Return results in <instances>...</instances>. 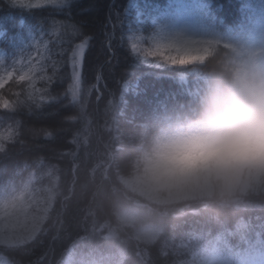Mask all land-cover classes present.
<instances>
[{"label": "trees", "instance_id": "1", "mask_svg": "<svg viewBox=\"0 0 264 264\" xmlns=\"http://www.w3.org/2000/svg\"><path fill=\"white\" fill-rule=\"evenodd\" d=\"M91 1L73 6L72 23L89 21L73 31L62 27L65 16L50 15L52 8L32 14L0 0V51L18 52L0 58V101L10 105H0V196L33 194L53 184L58 191L40 232L23 246L0 243V252L15 264H59L70 248L105 264H201L213 245L231 260L263 252L264 193L250 189L155 207L160 217L151 225L163 233L154 245L144 246L119 228L115 248L107 234L117 230L112 225L130 203L143 206L134 196L116 211L118 196L124 195L120 177L141 171L139 158L152 137L170 124L197 118L209 88L246 66L234 45L242 46L257 31L251 5L264 7V0H205L202 9L191 4L204 25L200 33L220 41L203 63L173 59L176 67L165 58L169 48L164 51L161 41L169 13L173 19L182 16L180 0H103L85 17L81 9ZM85 36L91 40L73 99L70 51ZM153 52L160 54L152 58ZM61 125L67 129L59 134ZM101 187L104 211L97 206Z\"/></svg>", "mask_w": 264, "mask_h": 264}, {"label": "clouds", "instance_id": "2", "mask_svg": "<svg viewBox=\"0 0 264 264\" xmlns=\"http://www.w3.org/2000/svg\"><path fill=\"white\" fill-rule=\"evenodd\" d=\"M139 166L149 183L208 187L219 195L264 177V67H238L212 85L199 116L158 131Z\"/></svg>", "mask_w": 264, "mask_h": 264}, {"label": "rangeland", "instance_id": "3", "mask_svg": "<svg viewBox=\"0 0 264 264\" xmlns=\"http://www.w3.org/2000/svg\"><path fill=\"white\" fill-rule=\"evenodd\" d=\"M35 2V0H33ZM99 2H103V0H92L90 5L86 7L88 10H94L97 7H99ZM168 37V36H167ZM170 37L167 41L168 46L173 47V45L178 44L180 41H186L190 40L189 37H186L184 34H182L181 31H177L174 34H170ZM165 46H167L166 43H164ZM167 46V47H168ZM206 46V45H205ZM195 51L190 52L191 57L193 55L199 54V49L194 48ZM164 51L167 50V48L163 49ZM250 50L252 51V55L250 57V63L251 66L254 67H264V45H256V43L251 44ZM178 51L174 48H169V54L165 55L166 57L177 56ZM198 59V57H196ZM176 59V58H174ZM195 59V58H194ZM175 61H187L185 59H176ZM67 129V126L61 125L59 128L56 127V130L61 134ZM29 131L33 132V135L39 136L42 135L41 130L34 129L33 127L28 128ZM87 183L82 185L80 199L83 200L85 195V189ZM125 185L131 189L132 191L140 189L141 192L146 198L149 200H155L157 199L159 202L165 203V202H171L179 199H186V198H196V197H204L210 195L209 193H212L214 189H210L208 187H197V188H189V187H181V186H169V187H161L159 185L149 183L145 181L142 177V174L130 181H126ZM249 186H252L253 189L257 190H264V177L262 176H256L248 179L246 182L241 183L237 188L231 191H237V190H244L248 189ZM167 191H166V190ZM165 192L164 194L162 192ZM145 192V193H144ZM98 202L97 206L100 210L104 211V205H105V198L104 196V190L103 187L99 188V190L96 192ZM160 195V196H159ZM89 196V194H88ZM89 198V197H88ZM159 198V199H158ZM105 201H104V200ZM32 203L29 205H26L25 209H21L20 206H15L14 204L8 202V201H0V240L2 243L6 245H21L24 244L27 240H29L34 231L35 228L38 227L40 221H43L47 213L50 211L52 205H53V194L47 195L45 198L38 197L37 200H31ZM79 205H77L75 208H73V214L71 215V219L73 222L78 223L79 219V211H80ZM146 216L143 215H136V216H127L124 218V222L128 223V225L131 227H134L137 229L136 235L137 237L145 242H153L157 239V237L160 234V231L156 228H146V229H140L139 225L144 222L146 219ZM70 258V256L68 257ZM0 264H11L9 260H7L5 257L0 256ZM213 264H227L223 261L216 260ZM250 264H264V261L257 260L251 262Z\"/></svg>", "mask_w": 264, "mask_h": 264}, {"label": "snow or ice", "instance_id": "4", "mask_svg": "<svg viewBox=\"0 0 264 264\" xmlns=\"http://www.w3.org/2000/svg\"><path fill=\"white\" fill-rule=\"evenodd\" d=\"M12 4L17 6L18 8L27 11L29 13H34L37 10L45 9V8H52L54 9V13L50 14L53 18L56 16H65L67 21L66 23L62 24V27L65 29L71 28L73 31H79L80 28L77 27L79 25L80 27L86 28L88 26L89 21L84 18L81 20L76 21L75 23H72L73 17L71 15L73 6L77 4V0H10ZM88 9L84 8L81 9V13L86 17L87 16ZM118 12L123 16V10L119 7ZM124 19V18H123ZM124 26V25H123ZM38 27V26H37ZM125 27V26H124ZM126 28V27H125ZM91 40L90 36H85L83 41L79 44H77L73 49L70 51V63L72 68V78H73V85H72V96L73 99L76 98V92L79 87L80 83V73L79 69L83 60V57L85 55V51L89 46V41ZM193 41H180L178 44L173 45L178 51V53H185V52H192L195 51V49L192 47ZM195 43H199V41H196ZM31 46H27L20 51H23ZM132 52L135 53V47L133 46ZM18 52L12 51V52H5L4 54L0 55H6V56H12L15 57V55ZM138 55V53H135ZM158 52H153L151 54L152 58H155L159 55ZM176 57V56H175ZM175 57L169 56L166 57L167 60L171 61V66L176 67L178 65L172 63L173 59ZM21 79H24V77H21ZM3 83V78L0 77V84ZM0 105H2L4 108H9L10 105H8L6 102L0 101Z\"/></svg>", "mask_w": 264, "mask_h": 264}]
</instances>
